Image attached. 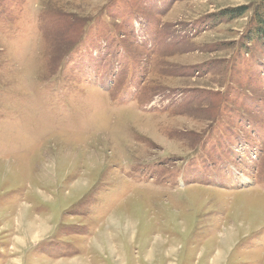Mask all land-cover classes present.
I'll list each match as a JSON object with an SVG mask.
<instances>
[{"label": "rangeland", "instance_id": "rangeland-1", "mask_svg": "<svg viewBox=\"0 0 264 264\" xmlns=\"http://www.w3.org/2000/svg\"><path fill=\"white\" fill-rule=\"evenodd\" d=\"M262 12L0 0V264H264Z\"/></svg>", "mask_w": 264, "mask_h": 264}, {"label": "crops", "instance_id": "crops-1", "mask_svg": "<svg viewBox=\"0 0 264 264\" xmlns=\"http://www.w3.org/2000/svg\"><path fill=\"white\" fill-rule=\"evenodd\" d=\"M22 206H24V205H22ZM28 208V207H27ZM23 208H20V213H21V210H22ZM29 209V208H28ZM38 218H37V220H40V221H42L44 218H51L50 216H47V215H43V217H41V216H37ZM46 220H48V219H46ZM43 222V221H42ZM51 222V221H50ZM48 223V222H47ZM70 261H72V262H74L75 264H77V260L75 261V259H72V260H67L66 262L67 263H65V264H68ZM54 264H61V262H55ZM71 264V263H70Z\"/></svg>", "mask_w": 264, "mask_h": 264}, {"label": "trees", "instance_id": "trees-1", "mask_svg": "<svg viewBox=\"0 0 264 264\" xmlns=\"http://www.w3.org/2000/svg\"><path fill=\"white\" fill-rule=\"evenodd\" d=\"M240 14H242V13H240ZM259 21H260L261 27H263V29H264V12H262V14L259 16Z\"/></svg>", "mask_w": 264, "mask_h": 264}]
</instances>
